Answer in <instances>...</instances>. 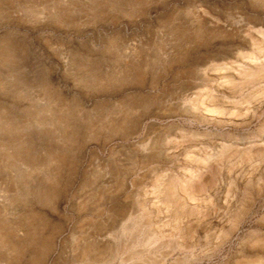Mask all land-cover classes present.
<instances>
[{
	"label": "rangeland",
	"instance_id": "obj_1",
	"mask_svg": "<svg viewBox=\"0 0 264 264\" xmlns=\"http://www.w3.org/2000/svg\"><path fill=\"white\" fill-rule=\"evenodd\" d=\"M0 264H264V0H0Z\"/></svg>",
	"mask_w": 264,
	"mask_h": 264
}]
</instances>
